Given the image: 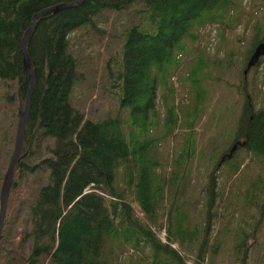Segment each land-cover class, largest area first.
<instances>
[{
  "label": "trees",
  "instance_id": "obj_1",
  "mask_svg": "<svg viewBox=\"0 0 264 264\" xmlns=\"http://www.w3.org/2000/svg\"><path fill=\"white\" fill-rule=\"evenodd\" d=\"M65 1L75 0H0V81L8 86L16 84L23 103L31 81L29 74L23 72L21 43L24 32L35 13ZM141 1H144L147 23L142 19L124 31L121 59H112L108 71V86L113 92L118 91L121 98L120 111L128 109L130 113L127 118L121 112L120 116H107L95 122L84 119L85 115L69 99L75 80L80 78L76 74V58L69 50L70 34L88 25L94 27V19L102 16L105 10L127 9ZM250 2L83 0L75 8L37 18L36 30L27 45L37 80L29 99L22 156L14 169L15 178L10 187L11 192L23 194L19 209L26 205L30 215L31 229L25 234L32 241L30 254L21 255L18 264H44L41 256L47 257L48 264H129L117 257L127 244L136 249H151V259L146 255L147 264H187L189 259L172 246L178 242L170 232L182 239L179 245L186 252L192 244L197 246L195 264H217L216 254L222 249L230 255L232 264L264 263L261 258L253 259L248 250L251 239L257 240L262 234L264 175L257 174L243 192L239 224H235L239 195L224 200L229 191L218 193L216 190V167L223 169L232 162L228 166L229 176L239 170L241 159L238 153L233 156L235 148L243 149L254 159L259 158L264 167V73L261 78L254 73L244 74L246 56L243 53L240 54L242 63L238 52L229 51L225 61H218L216 65L222 72L235 71L237 83L244 84L243 92L247 97L236 123L233 144L228 153H222L221 160L208 176L204 188L205 223L194 228L186 225L185 229L184 222L190 221V215L185 214L184 208V214L179 212L174 226H164L168 233L165 243L151 229L160 225L155 213L161 203L165 202L168 208L164 213L166 219L171 218L175 207L181 210L177 202L185 196L190 184L195 136L204 112L202 104L196 102L186 108L180 119L173 103L175 91L170 88L172 97L164 103L165 122L158 129L156 90L168 81L169 69H180L178 56L191 54L192 49L187 44L196 43L201 38L200 31L207 26L219 25L233 30L240 26L246 29L252 23V48L262 41L264 28L260 23L264 18L258 17L257 12L263 8L251 12ZM249 5L251 11H248ZM136 11L138 13V9ZM252 48L247 50L248 58ZM198 55L203 60V53ZM200 66L208 67L206 61L198 65V69ZM213 78L219 80L220 76ZM206 79L200 81L198 88L204 93ZM16 110L15 106L18 118ZM179 130L186 134L184 146L176 156L171 155V163L163 168L160 144ZM52 140L54 142L49 145ZM42 145L51 155L39 158ZM10 155L5 159L6 165ZM40 167L49 169L50 178L45 184L24 192L21 184L24 174L37 176L35 171ZM119 174L120 184L116 180ZM1 181L4 178L0 176V184ZM218 197L220 202L216 201ZM129 198L134 201L136 210ZM219 205L222 213H219ZM249 208L256 213L251 216L248 231L241 225L249 222L245 213ZM219 216L224 218L223 222ZM215 219L220 221L212 237L211 221ZM220 223L226 224L225 229L222 230ZM107 243L112 247H107ZM159 256H163L161 261Z\"/></svg>",
  "mask_w": 264,
  "mask_h": 264
},
{
  "label": "rangeland",
  "instance_id": "obj_2",
  "mask_svg": "<svg viewBox=\"0 0 264 264\" xmlns=\"http://www.w3.org/2000/svg\"><path fill=\"white\" fill-rule=\"evenodd\" d=\"M264 0H251V8L248 11L254 12L259 8H263L262 11L257 12L258 17L264 18ZM246 2H244L245 4ZM261 3H263L261 5ZM255 4V5H254ZM144 1L137 2L131 5V7L122 10H105L102 16L94 19L95 26L80 28L70 34L72 38L69 44V50L73 53L72 55L76 58V74L80 75L79 79H76L72 91H70L69 99L72 105L82 112L85 116L84 119L101 120L107 116H116L121 114L123 117H128L130 110L122 109L120 111L121 98L118 91L113 92L110 89L108 78H109V65L111 60L116 58L121 59V54L123 52V41L125 36H123L124 31L135 24V22L145 19L146 14ZM138 9V13L137 10ZM251 24H248L246 29L240 26L237 29H224L219 25L207 26L200 31L201 38L196 43H188L191 47V54H182L178 56L180 69H169L171 75L165 84H160L156 90V119L159 122V127L163 126L166 109L164 103L166 100L171 99L170 88L174 89L175 99L173 103L175 104L180 119H183L184 112L188 106H194L196 102L202 104L204 112L200 118L201 122L197 126V134L195 136L196 149L195 160L191 162V174H190V184L185 189V196H182L177 204L181 210L177 207L173 212L170 219L164 217V213L167 212L168 208L165 206V202L160 204L157 212L155 213V219L160 225L156 227L152 226L151 229L157 233L160 237L161 242H166L168 233H166L165 227H171L175 224L179 212L190 215V221L184 222V227L186 225L192 228L202 227L205 223L204 211H206L205 200L206 192L204 191L205 186L208 184V176L213 172L215 165L219 160H221L222 153H228V148L232 146V137L235 135L236 123L240 112L242 111V104L244 98L247 97L246 93L243 92L242 83H237L238 79L235 75V71L227 69V71L222 72L217 65L218 61H225L229 51H235L239 53V62L242 63V56L240 54H245L246 59L243 64L247 62L248 53L247 50L252 48L251 41L254 31H252ZM264 28V19L260 23ZM153 29V28H152ZM125 35V34H124ZM121 47V49H120ZM253 49V48H252ZM252 51V50H251ZM203 53V60L199 57V53ZM198 57L196 58V56ZM250 55V54H249ZM206 61L208 65L207 68L198 65H203ZM210 66V67H209ZM209 68V69H208ZM257 68V69H256ZM243 70V69H242ZM262 77L264 73V61L260 60L255 68L247 73L248 75ZM220 76L219 80H214V76ZM206 79L205 83V93L198 89L200 87V81ZM20 90L18 86L12 83L8 86L6 83L0 81V176L3 178L6 169H8V164L11 155L13 154V147L15 140L16 131L18 130L17 124L18 119L15 115H18V109L24 101H21ZM243 94V95H241ZM12 96V100H9L8 96ZM15 95V96H14ZM21 101V102H20ZM23 103V105H25ZM19 116V115H18ZM158 132V131H157ZM156 131L154 133H157ZM172 137L165 138L160 146L159 150L160 159L163 162V168L171 163V155H175L182 149L184 137L186 134L184 131L179 130ZM52 140L51 143H53ZM45 145V144H44ZM42 145V151L39 153V158L51 155L50 150L45 149ZM48 145V146H49ZM241 147V146H240ZM232 150V149H231ZM233 156L238 153L240 160L239 170L235 172L234 175H227L228 166L232 165V162L228 163V166L216 167V190L218 193L229 191V194L224 198H235L239 195L238 210L235 212V224H239L240 216L242 213L241 197L245 191L248 184L256 178L257 174L260 176L264 175V167L258 161L257 158H252V155L245 153L243 149L235 148L233 150ZM8 154H11L8 159V164L6 165L5 159ZM37 161L36 159L33 163ZM172 167V165H171ZM162 172L161 170H159ZM1 172H4L1 175ZM34 174L26 173L24 174L22 184V189L25 191L35 188L38 184L43 185L50 178L49 169L40 167L35 171ZM228 176V178H227ZM121 174L116 178L117 183L120 184L119 178ZM15 178V177H14ZM13 181V180H12ZM2 182V181H1ZM0 184V189H1ZM221 191V192H220ZM1 193V190H0ZM9 198L7 200L8 207L6 209L7 218L4 222V230L1 233L0 242V264H18L20 256L25 257L30 254L31 240L25 237L26 231L31 229L29 222V213L27 211L26 205L22 210L19 209L20 200L23 199V194L10 192ZM223 199V198H222ZM131 205L136 210V205L131 198H129ZM223 200V201H224ZM182 201L185 203L182 204ZM217 202H220L219 197L216 198ZM1 206V203H0ZM220 211L222 213V206L219 205ZM231 210V209H230ZM247 215L248 223H242L241 227L247 228L252 222L251 216L256 212L254 209L249 208L245 211ZM224 214H222L223 216ZM228 217L229 210L226 211ZM141 217V213H138ZM218 216V215H217ZM219 216L221 222H223V217ZM226 217V218H227ZM228 219V218H227ZM219 219H215L212 222L211 231L212 237L216 235V229L218 228ZM229 225V222L227 223ZM226 224L220 223L222 230L225 229ZM260 236L257 240H252L249 246L250 256L253 259L264 260V221L261 225ZM171 233V236L177 238V243H174V249L178 251L183 257L188 258L187 264H195V252L196 245H191L189 252L180 246L182 239L177 237L176 234ZM226 233V231H225ZM24 237L26 242L24 244ZM200 237V236H199ZM183 239H186L184 237ZM173 245V244H172ZM111 246L107 243V247ZM112 247V246H111ZM117 248V247H116ZM119 251V249H115ZM149 248H134L130 244L125 245L117 254L120 261L129 262V264H147L149 259H146L148 254L151 259V253ZM13 257V259L11 258ZM41 261L44 264H48L47 257L41 256ZM160 261L163 256H159ZM215 258V257H214ZM143 259V260H142ZM231 257L225 251V249L218 251L216 254L215 262L217 264H232ZM10 262V263H9ZM255 264V263H250ZM262 264H264L262 262Z\"/></svg>",
  "mask_w": 264,
  "mask_h": 264
},
{
  "label": "water",
  "instance_id": "obj_3",
  "mask_svg": "<svg viewBox=\"0 0 264 264\" xmlns=\"http://www.w3.org/2000/svg\"><path fill=\"white\" fill-rule=\"evenodd\" d=\"M83 0H75L74 2H60L58 4L46 7L37 13L34 14V18H32V21L29 25V28L24 32V35L22 37V43H21V51L23 53L22 56V65H23V72L28 73L29 76L31 77V81L29 83V88H28V93L26 94L25 97V102L26 104L23 105L21 102L19 109H18V130L16 131L15 135V140L16 142L14 143V149H13V154L10 157L9 160V166L8 169H6L5 174H4V181H2L1 185V193H0V239H1V233L3 230V225H4V219L6 218V209L8 206V195L10 194L11 190V183L12 180L14 179L13 174H14V169L16 168V164L19 161L20 156H22V146L24 143L23 136H24V131L26 130V120L29 116V106H30V95L34 91V86L37 80L36 77V72L34 69V65L31 63L30 58H29V52L27 51V45L29 44V39L36 30V23H37V18L44 14H56L64 9L67 8H75L82 4ZM264 57V39L256 44L255 47H253L249 58L246 62L245 65V73H248L252 68L258 65L259 61ZM233 151V150H232ZM1 242V240H0Z\"/></svg>",
  "mask_w": 264,
  "mask_h": 264
},
{
  "label": "flooded vegetation",
  "instance_id": "obj_4",
  "mask_svg": "<svg viewBox=\"0 0 264 264\" xmlns=\"http://www.w3.org/2000/svg\"><path fill=\"white\" fill-rule=\"evenodd\" d=\"M261 60L264 61V57H263ZM244 68H245V67H244ZM245 70H246V69H244V73H245Z\"/></svg>",
  "mask_w": 264,
  "mask_h": 264
}]
</instances>
